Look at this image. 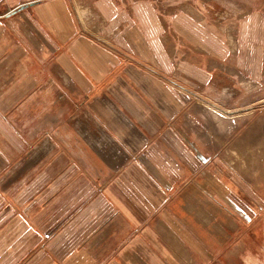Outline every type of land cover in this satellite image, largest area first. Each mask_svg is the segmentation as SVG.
Listing matches in <instances>:
<instances>
[{
    "label": "crops",
    "instance_id": "crops-1",
    "mask_svg": "<svg viewBox=\"0 0 264 264\" xmlns=\"http://www.w3.org/2000/svg\"><path fill=\"white\" fill-rule=\"evenodd\" d=\"M76 1L0 0V264H264V170L226 165L195 110L214 74L173 78L149 0H81L103 36ZM237 6L235 61L258 82L264 8Z\"/></svg>",
    "mask_w": 264,
    "mask_h": 264
},
{
    "label": "rangeland",
    "instance_id": "rangeland-1",
    "mask_svg": "<svg viewBox=\"0 0 264 264\" xmlns=\"http://www.w3.org/2000/svg\"><path fill=\"white\" fill-rule=\"evenodd\" d=\"M129 5V0H123ZM129 1V3L127 2ZM160 26L146 29L162 41L167 58L176 71L184 66L209 68L214 74L211 81L197 77L201 86L195 94V110L206 114L211 125L210 146L229 167L252 176L264 170V60L258 82L241 73L237 66L239 56V20L243 13L237 4L264 8V0H149ZM191 4L200 11L206 26L190 18L180 5ZM84 32L103 36L109 20L89 3L78 0L73 4ZM181 16L178 18L177 16ZM156 32V33H155ZM145 34V33H144ZM175 41L178 43H174ZM179 40V41H178ZM193 41V42H192ZM219 41L224 48L221 51ZM264 58V50H263ZM236 59V61H235ZM263 70V71H262ZM59 68L56 74L63 83ZM60 73V74H59ZM64 74V73H63ZM61 75V76H60ZM65 77V76H64ZM66 78V77H65ZM68 78V79H67ZM72 87L70 78L67 77ZM67 84V82L65 83ZM211 107V108H210ZM224 113L214 115L213 113ZM206 119V118H205Z\"/></svg>",
    "mask_w": 264,
    "mask_h": 264
},
{
    "label": "built area",
    "instance_id": "built-area-1",
    "mask_svg": "<svg viewBox=\"0 0 264 264\" xmlns=\"http://www.w3.org/2000/svg\"><path fill=\"white\" fill-rule=\"evenodd\" d=\"M61 73H62V72H61ZM59 74H60V73H59ZM62 75H63L64 82H65V83L67 82V85L71 84V83H68V80H67L68 78H67L63 73H62ZM60 76H61V75H60ZM64 76H65L67 79H66Z\"/></svg>",
    "mask_w": 264,
    "mask_h": 264
}]
</instances>
